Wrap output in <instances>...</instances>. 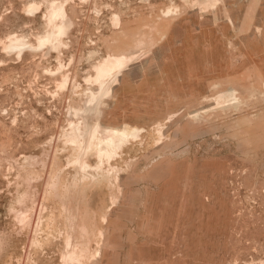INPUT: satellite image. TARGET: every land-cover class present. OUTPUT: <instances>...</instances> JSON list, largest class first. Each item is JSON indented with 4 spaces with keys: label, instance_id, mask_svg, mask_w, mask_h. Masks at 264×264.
I'll return each mask as SVG.
<instances>
[{
    "label": "rangeland",
    "instance_id": "rangeland-1",
    "mask_svg": "<svg viewBox=\"0 0 264 264\" xmlns=\"http://www.w3.org/2000/svg\"><path fill=\"white\" fill-rule=\"evenodd\" d=\"M0 264H264V0H0Z\"/></svg>",
    "mask_w": 264,
    "mask_h": 264
},
{
    "label": "bare ground",
    "instance_id": "bare-ground-1",
    "mask_svg": "<svg viewBox=\"0 0 264 264\" xmlns=\"http://www.w3.org/2000/svg\"><path fill=\"white\" fill-rule=\"evenodd\" d=\"M31 10H32V8H31ZM56 11L59 14H62L64 12L61 7H58V9L56 8L55 13H56ZM52 14H54L53 10H52ZM63 15H64V13H63ZM50 19H51V17H50ZM44 41L45 40H43V42ZM55 41H56V39H55ZM18 44H19V41H18ZM15 45H17V44H15ZM16 47H13V48H16ZM19 47L24 48L22 46H18L17 48L21 49ZM26 47H27V45H26ZM121 64H122V61L119 58H114L112 60L104 61L103 63L96 65L95 66V80L99 81L100 86H103L104 81L102 79H105V77L111 76L121 66ZM92 98L96 99V94L92 93L91 100H92ZM94 105H93V107H94ZM84 124H85V126L83 127V130H81V131H77V129L72 128L71 135H73V136H75L77 134H80V136L82 135L85 138L84 139L85 140V142H84L85 147L86 148L95 147L99 152H100V150L101 151L104 150L105 152H107V150L112 146L117 147L122 141L125 142L124 140L128 134H133L136 131L134 128L129 129L126 126L115 127V128L105 127V126H101L99 124V122H95V123L91 122V123H84ZM98 130H100V134L102 133L100 136L97 135Z\"/></svg>",
    "mask_w": 264,
    "mask_h": 264
}]
</instances>
